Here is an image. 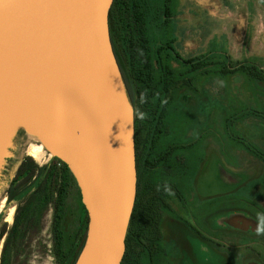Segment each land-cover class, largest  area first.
I'll return each mask as SVG.
<instances>
[{
	"label": "rangeland",
	"instance_id": "374dc122",
	"mask_svg": "<svg viewBox=\"0 0 264 264\" xmlns=\"http://www.w3.org/2000/svg\"><path fill=\"white\" fill-rule=\"evenodd\" d=\"M151 5L157 16L155 25H159L164 18L162 0H152ZM172 12L166 30H153L152 46H165L173 39L171 46L183 58L208 57V73L201 74L207 82L204 98L188 97L189 139L200 136L201 149L209 151L204 161L189 160V192L195 194L194 165L206 173L201 180L206 184L207 179L210 191H204L198 204L190 194L182 224L164 213L160 226L163 250L156 264H244L250 250L246 239L254 242L259 235L264 245L260 219L264 214V83L243 74L222 80L219 70L229 61L250 62L264 70V0H174ZM208 101L210 110L203 109V102ZM255 112L262 113L261 117L242 119ZM28 157L41 167L57 159L41 143L33 142L23 127L13 124L0 143V264L6 240L1 230L12 226L18 205L8 200L7 191L20 163ZM212 198L215 204L210 200L206 205ZM71 204L75 229L80 210L74 199ZM51 222L52 211H48L40 234L18 252L11 249L9 264H57Z\"/></svg>",
	"mask_w": 264,
	"mask_h": 264
},
{
	"label": "water",
	"instance_id": "95a60500",
	"mask_svg": "<svg viewBox=\"0 0 264 264\" xmlns=\"http://www.w3.org/2000/svg\"><path fill=\"white\" fill-rule=\"evenodd\" d=\"M113 2L0 0V119H30L73 174L89 216L76 264L122 263L137 196L134 111L108 24Z\"/></svg>",
	"mask_w": 264,
	"mask_h": 264
},
{
	"label": "trees",
	"instance_id": "16d2710c",
	"mask_svg": "<svg viewBox=\"0 0 264 264\" xmlns=\"http://www.w3.org/2000/svg\"><path fill=\"white\" fill-rule=\"evenodd\" d=\"M173 1L162 0L164 18L159 25H155L157 16L151 12L152 0H114L110 9V38L134 116L135 97L138 94L143 98V104L148 106L151 93L156 87L167 90L168 97L172 98V92L181 88L182 81L168 80L165 76L180 74L182 68H176L175 63L182 66L195 61L184 60L171 46L175 42L173 39L165 46H152L153 30H166L173 18ZM207 58H199L202 62L195 64L194 71H189V74L202 69L203 74H207ZM237 74L264 83V70L255 64L238 61L221 64L220 79L224 80ZM195 76L189 77L190 87L196 84ZM260 115L262 113L255 112L242 116V119L259 118ZM7 196L9 201H18V205L12 226L9 228L5 225L1 230V237H6L1 264H9L12 248L18 252L19 248L40 234L43 219L48 211H52V251L56 263H77L86 242L89 216L82 203L77 182L62 161L54 159L50 165L41 167L31 157L25 158L10 183ZM166 197L167 195L162 194L156 198L148 182L137 189L125 241L126 252L121 264H156L163 250L159 222L167 208ZM72 199L79 204L80 210L75 229L72 227Z\"/></svg>",
	"mask_w": 264,
	"mask_h": 264
},
{
	"label": "flooded vegetation",
	"instance_id": "af4514ba",
	"mask_svg": "<svg viewBox=\"0 0 264 264\" xmlns=\"http://www.w3.org/2000/svg\"><path fill=\"white\" fill-rule=\"evenodd\" d=\"M193 59L195 61L190 65L182 64V66H179L180 64L178 63L174 64L176 68H182L179 75L165 76L168 80L176 79V81H182L181 88L176 92H172L174 94L172 98L168 97L169 92L167 90L159 89L158 87L151 93L149 106L143 104V98L140 94L135 97L137 189L139 187L142 188L148 182L156 198H159L162 194L167 195V208L162 213V218L159 222L160 226L163 223L165 212L170 213L177 222L182 224L184 219L183 212L188 208L190 194H192V201L198 204L200 196L204 197V191L210 189L207 179L206 184L205 180H201L204 176L203 174L206 173L200 166L199 168L194 165L193 191H195V194L189 192V160L191 158L194 162L196 160L200 161V159L204 161L209 152L201 149L203 139L200 136L192 138V141L189 139L188 97L191 94L197 98L195 100H203L204 88L206 87L205 84H207V82L204 83V78L201 76L203 73L202 69L193 73L197 76V81L193 86H189V71H194L193 66L202 62L198 57ZM201 78L203 81L200 83ZM212 82L214 85L215 80ZM214 104L213 101L212 109ZM204 107L206 110H210V101L203 102V109H205ZM212 146H215V144ZM205 147L207 148L208 145H205ZM215 152V147H213L212 153H214V156ZM214 179L215 176L212 175V181ZM193 197L197 198V200L195 201ZM210 200L215 204L216 198H212L206 200V205L210 203ZM202 207L203 205L195 206L194 210ZM260 219L264 222V214H261ZM212 233L215 234V231ZM255 239L254 242H249L246 239V247L250 250L244 258V264H264L262 237L258 235ZM259 248H263V250Z\"/></svg>",
	"mask_w": 264,
	"mask_h": 264
},
{
	"label": "bare ground",
	"instance_id": "6f19581e",
	"mask_svg": "<svg viewBox=\"0 0 264 264\" xmlns=\"http://www.w3.org/2000/svg\"><path fill=\"white\" fill-rule=\"evenodd\" d=\"M13 124H19L21 127H23L27 134L28 137L36 143H41L39 136L35 130L34 125L32 124V122L30 121V119L26 118V117H22V116H9V117H3L2 119H0V143L2 141V139L5 136V133L7 131V129L13 125ZM6 139V138H5ZM41 150V149H40ZM24 153V152H23ZM32 158H36L35 155H32ZM34 160V159H33ZM44 165V164H43ZM5 200V199H4ZM4 202V201H3ZM2 206H0L1 208ZM13 211V208H12ZM12 215V213H11ZM10 220V219H8ZM5 222V221H4Z\"/></svg>",
	"mask_w": 264,
	"mask_h": 264
},
{
	"label": "crops",
	"instance_id": "0c3cea01",
	"mask_svg": "<svg viewBox=\"0 0 264 264\" xmlns=\"http://www.w3.org/2000/svg\"><path fill=\"white\" fill-rule=\"evenodd\" d=\"M235 184H237V183H235Z\"/></svg>",
	"mask_w": 264,
	"mask_h": 264
}]
</instances>
